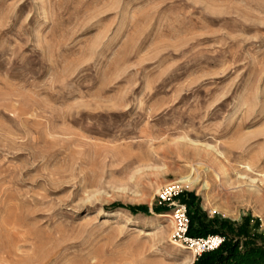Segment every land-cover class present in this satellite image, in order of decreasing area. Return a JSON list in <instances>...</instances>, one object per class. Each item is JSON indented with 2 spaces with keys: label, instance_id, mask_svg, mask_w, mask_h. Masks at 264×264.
Masks as SVG:
<instances>
[{
  "label": "rangeland",
  "instance_id": "rangeland-1",
  "mask_svg": "<svg viewBox=\"0 0 264 264\" xmlns=\"http://www.w3.org/2000/svg\"><path fill=\"white\" fill-rule=\"evenodd\" d=\"M179 210L264 264V0H0V264H184Z\"/></svg>",
  "mask_w": 264,
  "mask_h": 264
},
{
  "label": "trees",
  "instance_id": "trees-1",
  "mask_svg": "<svg viewBox=\"0 0 264 264\" xmlns=\"http://www.w3.org/2000/svg\"><path fill=\"white\" fill-rule=\"evenodd\" d=\"M187 235L190 238L198 236L201 239H206L209 236H219L222 238V242L216 248L204 251L199 255L198 258L203 261V264H225L236 256V249L227 246L226 238L223 234L211 232L207 234L195 235V232L190 229Z\"/></svg>",
  "mask_w": 264,
  "mask_h": 264
},
{
  "label": "built area",
  "instance_id": "built-area-1",
  "mask_svg": "<svg viewBox=\"0 0 264 264\" xmlns=\"http://www.w3.org/2000/svg\"><path fill=\"white\" fill-rule=\"evenodd\" d=\"M179 211H181L179 215H174V221L176 218L178 219V224L176 223V221L174 223H176L175 226L178 227L179 231H176L175 233L176 235H174L175 238L173 239L175 240L183 239L184 243L188 244L189 246H196L199 250L198 255H200L204 251L212 250L216 248L222 242V239L219 236H209L206 239H198V240L185 238L187 221L184 217L183 211L182 210Z\"/></svg>",
  "mask_w": 264,
  "mask_h": 264
},
{
  "label": "bare ground",
  "instance_id": "bare-ground-1",
  "mask_svg": "<svg viewBox=\"0 0 264 264\" xmlns=\"http://www.w3.org/2000/svg\"><path fill=\"white\" fill-rule=\"evenodd\" d=\"M208 152V151H207ZM212 165V164H211ZM207 170H208V167H207ZM204 171V170H203ZM208 173V172H207ZM210 173V172H209ZM192 177V176H191ZM190 176H184V177H181L179 179V181L177 182L180 186H184V185H187V184H190V183H196L197 179H192ZM208 187V186H207ZM205 189V188H204ZM261 197H263V195H261ZM181 213V211H178L176 212L174 215H179ZM174 215L173 216H166L170 219H172L173 221V224L175 226V223H174ZM172 238H175L174 236ZM173 245H175L176 247H179L181 249H186L188 250V257H191L190 259H188L187 261L184 262V264H191L192 262V258L194 256H196L198 253H199V250L196 246H189L188 248L184 247L182 244L178 243L177 241H174L172 243Z\"/></svg>",
  "mask_w": 264,
  "mask_h": 264
}]
</instances>
